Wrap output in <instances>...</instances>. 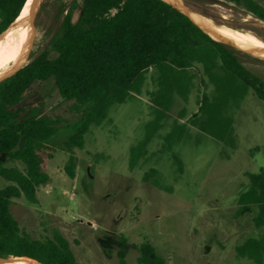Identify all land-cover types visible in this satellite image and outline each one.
<instances>
[{
  "label": "rangeland",
  "instance_id": "374dc122",
  "mask_svg": "<svg viewBox=\"0 0 264 264\" xmlns=\"http://www.w3.org/2000/svg\"><path fill=\"white\" fill-rule=\"evenodd\" d=\"M71 2L42 1L29 62L57 33ZM181 3L196 20L236 30L242 38L250 32L264 42V21L230 0ZM229 48L264 80L263 57ZM163 97L162 110L155 102ZM26 102L43 103L41 112L60 128L55 149L43 155L51 180L38 187V203L22 197L11 205L32 237L51 238L58 231L78 264H121V251L125 264H138L142 243L153 245L167 264H264V255L250 244L264 229L255 226L257 211L248 195L250 174L264 169V101L226 72L211 50L198 52L185 71L151 69L100 126H91L84 147L72 150L73 179L65 172L71 153L59 148L63 127L78 120L72 102L61 98L52 81L35 85ZM155 108L163 117L150 128L146 154L131 169L130 150L155 123ZM5 166L25 170L19 161ZM7 184L0 177V188ZM244 206L251 210L240 212Z\"/></svg>",
  "mask_w": 264,
  "mask_h": 264
},
{
  "label": "trees",
  "instance_id": "16d2710c",
  "mask_svg": "<svg viewBox=\"0 0 264 264\" xmlns=\"http://www.w3.org/2000/svg\"><path fill=\"white\" fill-rule=\"evenodd\" d=\"M27 0H0V35L17 19ZM264 21V0H230ZM67 5H63L61 11ZM216 54L224 70L264 101V80L248 70L235 52L213 40L186 14L164 0H72L57 33L48 45L18 72L0 82V257H26L39 264H78L69 242L58 231L38 239L24 231L11 212L14 199L38 203L37 189L50 182L43 155L55 149L59 121L41 112L43 103L28 104L26 96L39 84L53 82L61 98L72 102L78 120L64 126L62 150L70 152L65 172L75 178L72 150L82 149L91 126H100L112 106L124 103L153 68L185 71L201 50ZM207 97H203V111ZM167 108L165 98L155 102ZM157 116L143 141L130 150L133 169L146 154L145 142L163 117ZM53 147V148H52ZM181 169V160L175 157ZM19 161L21 171L5 166ZM153 172V171H152ZM151 172V173H152ZM148 174L147 176H149ZM249 200L257 215L255 226L264 229V169L250 174ZM247 196V195H246ZM251 210L244 206L240 212ZM264 255V234L251 240ZM138 264H167L150 243L138 247ZM121 264L124 252H120Z\"/></svg>",
  "mask_w": 264,
  "mask_h": 264
},
{
  "label": "bare ground",
  "instance_id": "6f19581e",
  "mask_svg": "<svg viewBox=\"0 0 264 264\" xmlns=\"http://www.w3.org/2000/svg\"><path fill=\"white\" fill-rule=\"evenodd\" d=\"M179 4L181 0H176ZM32 0H27L17 19L0 35V76L10 71L14 66L22 62L29 39V30L26 19ZM202 25L211 30L221 39L229 40L238 46L252 50L264 58V42L250 32H244L245 38L231 31L213 24H206L197 19ZM247 37V39H246ZM17 39V40H16ZM16 41V43H15ZM15 43V46L13 47ZM13 58V61L11 60ZM25 261V260H24ZM7 264H19L17 261H10ZM32 264H36L33 263Z\"/></svg>",
  "mask_w": 264,
  "mask_h": 264
},
{
  "label": "water",
  "instance_id": "95a60500",
  "mask_svg": "<svg viewBox=\"0 0 264 264\" xmlns=\"http://www.w3.org/2000/svg\"><path fill=\"white\" fill-rule=\"evenodd\" d=\"M42 1L43 0H32V3H31L30 8H29V13H28V16H27V19H26V25L28 26V30H29V41H28L27 51H26V53H25V55L23 57L22 62H20L16 66H14L10 71H8V72L4 73L3 75H1L0 76V82L4 81L8 77H10L13 74H15L16 72H18L21 68H23L29 62L28 59H29V56H30V53H31L33 42H34L35 19H36V15L38 13V10L40 8V5H41ZM164 1L168 2L169 4L173 5L175 8H177L178 10H180L181 12L186 14L196 25H198L213 40H215L217 42H220V43H222L224 45H227L229 47L245 51V52H247L249 54H252V55H254L256 57L262 58V56H260V54H257V52H255V51L245 49V48H243L241 46L236 45L235 43H233V42H231L229 40L221 39L219 36L214 34L211 30H209L204 25H202L198 20H196V18L194 16H192V14H190L176 0H164ZM10 261H17L19 264H32V262L36 263V264H39L36 261H34L32 259H29V258H26V257H15V256L0 257V264H7Z\"/></svg>",
  "mask_w": 264,
  "mask_h": 264
}]
</instances>
